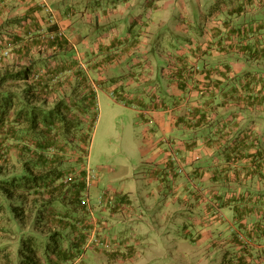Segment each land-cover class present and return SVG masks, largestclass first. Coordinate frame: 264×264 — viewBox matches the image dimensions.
Wrapping results in <instances>:
<instances>
[{"label":"crops","instance_id":"0c3cea01","mask_svg":"<svg viewBox=\"0 0 264 264\" xmlns=\"http://www.w3.org/2000/svg\"><path fill=\"white\" fill-rule=\"evenodd\" d=\"M47 1L54 15L40 0H0V53L26 45L19 57L0 59H5L0 74L31 63L33 70H48L32 91V82L23 80L1 89L23 105L43 106L46 99L44 108L51 110L72 95L81 70L97 91L99 107L104 93L152 121L143 151L148 155L145 173L156 186L150 194L158 201L170 193L166 207L173 202L185 213L188 206L200 211L192 225L183 221L184 237L199 244L220 237L214 244L235 246L237 264H264V0ZM51 27L64 31L67 51L50 59L47 50L39 53V39H49ZM43 88L51 92L41 95ZM18 142L0 131V165H16L20 173L30 162L47 168L39 174L53 171L40 186L21 192L24 216L19 221L31 234L19 240L20 264H70L84 253L95 227L116 250L93 245L97 255L88 261L83 256L77 264H96L103 260L100 255L109 263L149 264L133 245L134 239L143 241L142 234L112 238L102 218H93L81 203L92 169L90 147L84 156L80 150L62 153L55 147L38 149L27 139ZM71 161L75 165L67 166ZM67 176H72L70 183H65ZM130 193L125 188L104 192L102 208L123 220L139 216L148 221L146 214L131 210ZM62 198L66 206L56 211L50 204ZM38 229L50 237L47 247L33 235ZM8 238L0 227V264L12 260Z\"/></svg>","mask_w":264,"mask_h":264},{"label":"rangeland","instance_id":"374dc122","mask_svg":"<svg viewBox=\"0 0 264 264\" xmlns=\"http://www.w3.org/2000/svg\"><path fill=\"white\" fill-rule=\"evenodd\" d=\"M202 1L204 2L205 0ZM99 102V119L92 135L89 159L93 171L99 178L95 180L93 176L92 181L95 180L96 183L93 188L92 186L90 187V192L93 207L99 208L94 211L95 217L97 219L102 218L104 223L108 225L107 234L112 236V238L116 234H124L128 237H132L137 233L142 234L144 237L143 241L138 244L134 239L133 245L143 255L141 260L144 259L149 264H237L234 256L235 246L229 243L214 244V240H221L220 237L217 236L218 238L216 239L214 237V240L202 244L192 241L191 237L187 239L184 237L183 231L185 228L183 227V221L185 220L192 225L195 216H198L200 212L197 208L195 210L194 207L188 206L185 213V211L181 210L182 207L173 204V202L169 207L165 206L167 204L166 199L171 195L170 193H166L168 196L165 193L160 195V200L158 201L150 194L156 186L149 183V178L147 173H145L147 171L145 159L148 155L144 154L143 151L147 141L150 140L151 133H153L149 129L153 126L152 121H146L143 115L136 112L129 105L127 106L124 101L112 100L104 93L100 94ZM121 104H125L126 107ZM146 118L148 119L147 116ZM70 165L75 164L71 161L67 163V166ZM92 169H89L91 175L94 174ZM8 172V176L6 173L0 172V180L12 181L11 178L15 173L12 171ZM26 172L23 169L19 175L22 177L24 174L29 175ZM9 186L12 192L15 191L13 182ZM124 188L127 193L131 191L129 194L132 201L129 204L131 205V210L146 214L148 221L143 222L139 216H125L126 219L123 220L122 217L124 216L113 214L110 209L106 210L108 211L106 212L102 208L105 207L102 206L105 205V202L100 204L99 196L106 198L104 192H119ZM21 205L20 199L8 195L6 191L0 188V227L7 232L9 237L13 238H8L11 242L9 249H11L13 264H20L19 254L23 250H21L23 245L19 240L22 237L24 238L25 235L31 234V232H24L16 216L17 211L14 207ZM50 205L56 211H60L65 208L66 202L64 200H56ZM39 215L41 213L37 212V216ZM138 223H144L145 227L138 225ZM179 223L181 224L178 225ZM189 224L187 228H190ZM33 235L43 247H47V244L50 243V237L44 236L40 229L34 231ZM99 239L101 238L99 237ZM108 245L109 249L105 247V244L104 246L95 245V247L106 248L104 250L109 251L116 250L115 243ZM83 252L87 261L92 255H97L94 248ZM227 252L230 253L228 256ZM99 257L103 260L96 264H104V261H107L106 264H117L116 261L109 263L105 255H100Z\"/></svg>","mask_w":264,"mask_h":264},{"label":"trees","instance_id":"16d2710c","mask_svg":"<svg viewBox=\"0 0 264 264\" xmlns=\"http://www.w3.org/2000/svg\"><path fill=\"white\" fill-rule=\"evenodd\" d=\"M55 29L56 28L51 27L50 32ZM66 40L67 39L52 41L50 39L41 38L39 39V47H41L39 53L42 54L47 50L50 52L51 56L48 58H54L59 54H57V51H67ZM17 42L18 41L15 40L14 44L16 45ZM25 47L26 45H22L17 50H11L8 57H13V59L19 57L25 52ZM42 47H45V50ZM26 53H31V51H27ZM4 60L0 62H3ZM29 60L30 62L34 61V56L30 55ZM31 66L32 63L19 72L6 71L5 74H0V131H6L10 138L19 142H23L24 139H27L28 143L38 149L42 148L46 150L55 147L62 153L69 149L80 150L83 152L82 154L84 156H88V149L93 139L92 135L99 119L97 91L90 85L86 75H84L81 70H78L75 75L76 82L72 85V95L68 99L56 101L53 109L46 110L44 108V106L47 105L46 99L43 102V106L31 104L23 105L14 93L3 91L1 88H4V85H12V83L9 84L7 82L23 80L32 82L31 87L28 89V91H32L31 88L36 87V82L40 81L44 75L48 74V70L39 69L36 71L33 70V67ZM38 73H40L41 77L35 79V75ZM42 90H39L41 95L51 92L48 90L45 92L44 88ZM77 93H83L84 95L81 98H77ZM22 126H25V128H22ZM19 142L17 144H19ZM83 146H85V148H83ZM1 152L2 149H0V155ZM58 161L60 162L61 160L59 159L57 162ZM54 164L55 161L52 162V165ZM42 166L43 165H37L36 163L32 164L30 162L24 164V169L31 176L24 174L22 177L19 175L17 169L18 166L13 164L8 166L6 163L1 164L0 172L6 173L7 176L9 173L8 171H12L15 174H13L14 176L11 178L12 181L0 180V188L6 191L8 195L17 199H22V191L40 186L39 182L46 181V179L52 174L53 171L47 172L44 175L37 173L46 171L47 168L42 170ZM56 169L58 170V168ZM64 170L67 171L66 169ZM64 170L59 171L58 179L66 173ZM11 182H13V187L15 188V191L13 192L9 186ZM53 191L54 190L51 191L52 197L53 195H56ZM57 191H59L60 195L62 193L64 194L63 189L61 188L56 189V192ZM62 200L65 201V198H62ZM80 201L82 203V199H80ZM84 207L86 206L84 205ZM14 208L17 211L16 216L18 219L24 216L23 206H16ZM31 252H35V250H31ZM77 258H72L71 261L75 263ZM60 260L64 261L65 258H61ZM7 264H13L12 260Z\"/></svg>","mask_w":264,"mask_h":264},{"label":"built area","instance_id":"2783aa9c","mask_svg":"<svg viewBox=\"0 0 264 264\" xmlns=\"http://www.w3.org/2000/svg\"><path fill=\"white\" fill-rule=\"evenodd\" d=\"M40 2L42 4V6H44L47 9V11L49 13H51V15H54V10H53L52 6L48 3L47 0H40ZM49 39L52 40V41L61 40V39L65 40V39H67V37H66V34L64 33V31H62L60 29H55L54 31L49 33ZM10 52H11V50H9V49H6L5 51L1 52L0 53V59L3 56H9ZM40 77H41L40 73L35 75V79H38ZM179 171L183 173L184 172V168L180 166L179 167ZM93 176L94 175H91V171L89 170V174L87 175L88 188L86 189V191L84 193V196L82 198V204H84L89 209L90 214L94 218V211H93V206H92L91 196H90V191H89L90 187H91V181L93 179ZM70 181H72V176H67L66 179H65V183H70ZM100 204H103L102 198L100 199ZM93 221H94V219H93ZM104 244H105L106 248H109V245L107 243H105L103 240L99 239V237H98V229H97V227H95L93 235L90 237L89 241L85 245V250L89 249L93 245L104 246ZM83 256H84V253L81 254L77 258L75 263L72 262L71 264H77L83 258Z\"/></svg>","mask_w":264,"mask_h":264}]
</instances>
